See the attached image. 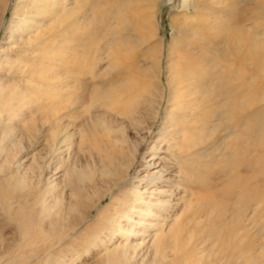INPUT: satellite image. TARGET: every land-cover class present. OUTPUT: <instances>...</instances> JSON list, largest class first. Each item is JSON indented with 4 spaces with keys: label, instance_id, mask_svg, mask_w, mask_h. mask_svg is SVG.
Masks as SVG:
<instances>
[{
    "label": "bare ground",
    "instance_id": "1",
    "mask_svg": "<svg viewBox=\"0 0 264 264\" xmlns=\"http://www.w3.org/2000/svg\"><path fill=\"white\" fill-rule=\"evenodd\" d=\"M189 1L184 9L192 5V15L182 12L170 19L176 36L169 42L163 79L154 0H24L16 30L30 23L29 39L18 52L13 47L0 51V221L18 234L13 245L0 244V264H26L50 249L55 255L63 252L66 237L126 182L134 165L146 172L161 166L155 158L164 143L178 161L175 185L163 166L132 178L130 192L127 181L122 193L111 196L97 213H109L100 233L87 238L104 242L120 233L115 238L125 241V253L140 240L138 245L149 244L157 263L175 264L171 259L179 258L177 264H264V203L259 200L264 189V106L254 109L257 93H264V0ZM128 12L135 28L125 24ZM120 13H126L125 23L117 28L113 24ZM37 16L49 24L38 26ZM103 60L110 63L97 74ZM134 73L141 78L140 87L131 78ZM165 95L166 108L153 137ZM96 104L104 110L97 116L91 114ZM141 107L153 110V121L140 142L128 143L116 122L136 127ZM19 124L21 139L44 136L49 164L72 145L77 152L86 151L101 180L112 176L104 191L89 190L95 198L87 195L84 185L94 186L96 174L89 168L73 170L66 206L57 199L61 211L49 213L51 208L42 204L40 215H34L26 208L27 174L13 166ZM208 176L214 185L205 182ZM195 181V187L186 185ZM142 184L152 187L148 196ZM214 186L215 199H201V192ZM180 188L182 196L173 204ZM179 202L181 211L167 227ZM76 212L82 213L78 222ZM53 213H65L72 227L67 229V217L51 239L43 227L49 220V229L54 228L58 219L52 223ZM103 230L106 236H100ZM257 237L263 239L261 246H255ZM108 252L107 262H116L115 252Z\"/></svg>",
    "mask_w": 264,
    "mask_h": 264
},
{
    "label": "rangeland",
    "instance_id": "2",
    "mask_svg": "<svg viewBox=\"0 0 264 264\" xmlns=\"http://www.w3.org/2000/svg\"><path fill=\"white\" fill-rule=\"evenodd\" d=\"M53 1L56 4V2L59 0H53ZM157 1L158 0H154V2L158 5ZM187 1H189V0H171L169 3H167L165 0H161L160 4L158 5L157 10H156V17H155V23H156V29H157L156 30V32H157L156 38L158 39L160 37L162 40L161 42L163 44V50L161 53V68H162L161 69L162 70L161 76L163 79L165 78L164 68H165L167 57H168L167 55H168L169 42H170L171 38H174L176 36V31L170 24V19L172 17H176L178 14H180L182 12H184L185 15H192L193 14L192 5H189L187 8L184 9V4ZM16 2H18V5H17V8L15 10V14L12 15V8H13L14 3H16ZM189 2L192 3V1H189ZM6 3H7V7L4 10V16H3L2 23L0 26V51H2L4 53L7 50L10 51L11 47H13V49L18 52L23 47L22 43H25L26 41H28V39H29L28 35L30 34L31 30H33V29L29 30V28L26 26H29L30 23L29 24L26 23V24H22L20 26V28L16 30V23L18 22V18L20 17V15L22 13V6L24 4V0H0V16L3 13V9H4V6ZM128 13L126 15L127 18L125 19L126 23L123 19L124 15L126 13H122V14L120 13L119 20L116 21L117 23H114L113 25H115L117 28H120L125 23V24H128L129 27L135 28L136 27L135 25L137 23H135L132 20V16H131L132 14H130V13L128 14ZM129 16H131V17H129ZM36 21L38 23V26H41L44 23L46 25L49 24L48 20L44 21L43 16H37ZM27 32H29V33H27ZM44 33L45 34L48 33V35H49V30L45 29ZM150 42L152 43L153 40H151ZM100 51L102 52L103 49L102 50L100 49ZM261 54L262 55L264 54V50L261 52ZM103 57L104 56L102 55V58ZM122 61H124V60H122ZM107 62H109V61L103 60L102 62H99V65L96 66V73L97 74H101L103 72V70L107 67ZM124 65H125V63H124ZM125 66H127V64ZM128 73L131 74L129 71H128ZM132 75L133 76L130 75L131 78L133 77L134 78L133 80L135 82H139L138 86L140 87L142 85L141 84V78H139L136 73H134ZM96 83H97V81H93L92 86H95ZM164 84H165V82H164ZM259 88H260V86H259ZM86 100H88L87 103H89L90 98L88 97ZM165 101H166V95L164 97V101L162 103V106L157 113V117H156L157 122L153 127V131H152V135H151L153 137L156 136V133L159 130L158 128L161 124V117L163 116L165 108H166ZM256 101L257 102L254 105L255 110L264 106V93H263V91L257 93ZM96 107H97V110H96ZM92 109L95 112L93 110H91L92 112H94L91 114H94L96 116L98 114H102L104 111L100 107V105H97V104ZM138 114H140L141 117L138 118V121L136 120V122H135L136 127H131V126H129L128 123L120 125L118 120L116 122V126L118 127V130L120 131V133L123 132V134L126 136V139L128 140V143L140 142V139L146 135V130H147L148 126H150L152 121H153L152 120L153 110L151 108L147 107L145 109V107H141ZM115 119H116L115 117H113V119L111 118L112 121ZM176 120H181V119L176 118ZM39 128L41 129V127H39ZM21 130H22L21 125L19 124L17 126L16 131H15L17 140L15 141V148H13V149L16 151V153H15L16 161L14 162L13 166H14V169L16 171L18 170L21 174H23V173L27 174V176H26L27 180L26 181H27V185L29 186L30 191H28L26 198H25V201L28 203V204H26V208L27 209L30 208V210L34 213V215L35 214L40 215L38 213L41 211L40 209L45 204L47 205V206L45 205L46 207L49 206V208H51L49 213H52L53 210L56 211L57 209L61 211V208H58L60 206L56 205L57 199L61 200L62 204L64 206H66V204L69 201V197H68L69 196V191H68L69 189L66 188V184H67V181L72 180V177H70V173L73 170L79 171L82 169L86 170L87 168H89L88 169L89 172L91 171L90 172L91 174L94 173V175L95 174L96 175H95V180H94V186L92 184L91 185H89V184L84 185L85 187H87V185H88L87 191L95 190L96 192L95 191L93 192L95 194L97 193V191H99V192L104 191V188L106 186L105 182H108V180L110 181L112 176H108V177H106V179L101 180L99 175H98L99 167L93 166V164H91L89 156H88L86 151L77 152L75 145H72V147L70 148L69 151L65 150L64 152H62V154L60 153L61 156L59 154L58 157L55 158L54 161L51 162V164H49L51 159L49 158V155L47 156L48 148L45 145L46 143H45L44 136L38 135L34 139H21L20 138L22 135ZM75 143H76V140H75ZM164 145H165V143L161 145L162 149L160 151H158V153L156 155L157 157L155 159L159 160L157 162L162 163L161 166L166 167L168 169L169 173L166 174V176L167 175H169V177L171 176L170 177L172 179L171 181L175 185L176 179H177L176 173L178 170V166H177L178 161H177V159H174L173 157H171V153L169 151L166 152L164 150V147H165ZM179 158L180 157H178V159ZM148 161H149V159H148ZM152 162H150V163H152ZM138 165H139V163L134 165L132 167V169H130L128 174H127L128 177L126 178L127 179L126 182L128 181L127 183L130 184V187L127 188L128 191H129V189H132L131 187H133L132 184L134 185L133 179L135 177H137V179H139L143 175H146L147 172L148 173L156 172V170L158 171L161 167L160 166L158 168H153V169H151L152 167H148L149 171L146 172V168H143L142 165H140L139 169H137ZM96 167H97V169H96ZM135 167H137V168H135ZM138 170H139V172L136 174V171H138ZM169 177H167V178H169ZM205 179L204 180L206 183L211 182L210 184L211 185L213 184L212 181H210V180H213V177L210 179V177L208 176V177H205ZM95 182L99 183V186H97L98 184ZM126 182H124V183L120 184L119 186L113 188V190L110 193H108L100 201L99 204L94 206V208L90 211V213L87 215L85 220L83 222H81L76 228H74L75 230L73 229L74 232L71 230L72 232H71L70 236L66 237L65 242H63V243H66V245H63L64 246V248L62 249L63 252H59V254H56L57 255L56 256L55 253H57V252H54L56 250H53L51 252V249H50V250L44 251L43 253H40L39 254L40 259H36V258L32 257L31 261H30L31 263L27 262L26 264H114V263L115 264H165L166 262L165 263L164 262L157 263L156 261H153V258H152L153 250L151 248H148L149 244H147V243H145V245H138V244H140V243H138V242H140V240H135L134 247H133L134 251L129 249L128 252H126V253L123 252V249H124L123 245H124L125 241H123V239H120V238L118 240L115 238V235L116 234L120 235V233H116L112 238H110V240L108 239L107 241H104V242H102L100 239L98 242H96L95 240H89L90 238H87L88 235H91V234L96 235L97 233H100L101 230H100L99 225H102L105 222V220L109 216V213L105 212L106 214H100L98 217H97V213L111 201V196H117V194L122 193V190L124 189ZM153 182H155V181H153ZM155 183H157V182H155ZM195 183H196V181L194 182V184H186V185L195 187ZM174 185L171 184L170 186L172 187ZM157 187H160V186L157 184ZM162 188L163 189L165 188L166 191L169 190L166 187H162ZM140 189H141V191L146 189V193L144 194V196H148V194H150V190H153L152 187H149V186L146 187L145 184H142ZM172 189H174V187H172ZM216 189H217V186L215 187L214 190L211 188H210V190L204 189V191H202L200 194L201 199H203V198L205 199L206 197H207V199H205V200L215 199L214 195L217 194ZM87 191H86L87 195H90L92 198H95V196L93 195V193L91 191H89V192H87ZM210 191H212V193H210ZM18 195L19 194H17V196ZM169 195L170 194H167V197H166L167 199L169 198ZM173 196L174 197L172 198V201H173L172 203L174 204V202L176 203L177 202L176 200H178L179 197L182 196L181 188H180V192H177L175 195L173 194ZM196 197H198V196H196ZM166 198H164V199H166ZM174 198H175V200H174ZM197 199L200 200L199 197L196 198V201H197ZM260 199L261 200L263 199L262 202L264 203V189H262L260 192L259 200ZM193 200L195 202V199H193ZM16 201H17V199L15 200V202ZM18 201H20V200H18ZM18 201H17V203H15V207L19 204ZM181 204L182 203L179 202L178 207H176V209L170 214L169 219H167V227L169 225L173 224L174 218L181 211V209H180ZM118 208H120V207H118ZM259 213L260 214L263 213V210H261ZM62 214L56 215V213H53V216L51 217L52 223L55 222L56 219H58L60 221L59 222L58 220H56V222L53 225L54 228L49 229V224H50L48 222L49 220H47V222L44 223L43 229H45V231L47 233L46 234L47 237L49 235V237L51 239H53L54 238L53 237V231H56L58 229L60 230L61 226L64 225L63 221L68 216H66V215L64 216L65 213H62ZM71 214H73V213H71ZM81 214L79 212L75 213L76 218L77 219L79 218L78 220H76V222H78L81 219V217H82ZM37 215L35 217H37ZM45 215H47L46 212H45ZM41 216H42V214H41ZM48 216L50 217V215H48ZM71 216H73V215H71ZM262 217H263V215H261L259 217V219H261ZM70 221H71L70 217H68V219L65 220V222H68V223ZM70 224H72V221L69 223V225L67 224L68 230L72 227ZM0 227H1L0 235H1V237H3L0 241L1 247H8L7 244L13 245L12 242L17 240V237H18L17 236L18 234L15 232V228L14 227L4 228V220L0 221ZM68 230H67V232H68ZM253 231L256 232V229L254 228ZM151 233H153V232H151ZM104 235L105 236L107 235L105 230L102 231L100 236H104ZM102 239H103V237H102ZM86 240H88V241H86ZM262 241H263V239L260 237L255 238V246H261L263 244ZM256 243H257V245H256ZM135 245H136V247H135ZM114 249H117V252L113 251ZM148 249H150V250H148ZM108 251H110V252L112 251L113 253L115 252L114 258L116 259V262H114V263H109L110 261L107 262L109 260V257H108L109 252ZM5 253L7 254V252H5ZM47 254H49V255L45 256ZM124 257L126 259H132V260H130L129 262H125V261H123V260H125ZM121 259H122V261H119ZM2 260H4V259H2ZM166 260L168 261L169 259H166ZM171 260L173 262L176 261L175 264H177L179 262V258L178 259L172 258Z\"/></svg>",
    "mask_w": 264,
    "mask_h": 264
}]
</instances>
